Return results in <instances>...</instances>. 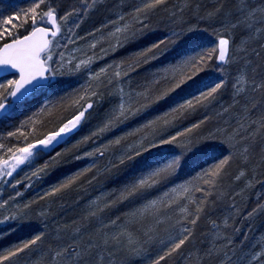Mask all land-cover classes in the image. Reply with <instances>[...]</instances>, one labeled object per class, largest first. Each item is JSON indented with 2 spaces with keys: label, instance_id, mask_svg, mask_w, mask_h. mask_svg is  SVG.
<instances>
[{
  "label": "snow or ice",
  "instance_id": "6c2138e0",
  "mask_svg": "<svg viewBox=\"0 0 264 264\" xmlns=\"http://www.w3.org/2000/svg\"><path fill=\"white\" fill-rule=\"evenodd\" d=\"M96 3L97 0H79L80 7L73 6L61 15L54 0H31L27 8L20 9L14 16L0 17V71L12 74L11 79L4 77L0 80V116L10 117V109L22 106L28 97L35 98L48 93L58 97L55 101L46 98L14 130L0 133V185L15 189L22 184L23 180L16 179L12 183L10 178L22 165L33 164L38 148L48 149L78 130L88 119L90 110H94V106L105 99V94L111 97L110 107L95 129L73 145L74 148L90 142L96 144L107 133L173 93L192 85H196L195 91L139 127L122 136L101 141L90 151L84 152L83 156H77L78 160L91 158L92 163L51 187L38 199L22 206L15 205V211L0 214V225L26 219L31 205L38 201L51 198L55 204L57 198L62 199L74 188L99 183L101 177L112 175L138 158H143L122 187L102 191L88 201L82 217L79 221H73V226L62 228L58 225L56 246H49L44 253L48 257L47 261L41 258L34 264H105L103 253L112 256L115 249L143 256L146 264H162L174 254L183 255V247L194 239L195 226L210 205L224 197L234 199L244 191L241 189L235 194L227 193L222 191V186L231 162L239 156L247 165L256 152L258 138L264 140V104H260L255 95H264V78L258 80L255 75L244 70L235 77L231 84L233 101L234 104L242 103V107L234 118V126L225 121L228 127L217 128L215 132L209 131L203 139H196V136L202 135L200 130L210 120L205 114L202 119L182 130H171L191 115L209 109L218 100L227 86V81L222 78L226 71L223 65L231 64L236 59L232 54L230 33L237 27L245 28L251 39V33L264 30L257 27L258 24L264 25V6L250 8L245 0H239L235 22L229 21L221 30L214 31L216 41L210 46L205 47L198 42L195 25L186 30L181 28L180 31L172 28L170 34H165L150 47L137 52L129 61L96 69L93 65L98 59H103L95 51L98 44L108 42L112 49L123 46L129 39L143 35L146 29H150L152 17L159 11L170 12V19L177 22L188 9L189 0H181L180 4L173 5L172 10L167 7L169 0H140L127 14V19L125 15H120L112 21L116 27L106 36L87 42L86 48L70 49L69 45H76L78 41L86 39L78 36L76 29L80 27L83 16ZM222 7L221 3L215 12L201 19H212L221 12ZM72 17H80L81 20H73ZM88 36L94 37L95 32L88 33ZM174 45H179L180 50L173 61L133 86L131 73L158 60ZM100 52H105V49L101 47ZM240 53L242 58L246 56L247 48L242 46ZM244 63L247 65L248 61ZM250 71L254 73L255 69ZM209 73H220L221 77L213 79ZM77 74L86 76L85 83L71 91L64 88L57 91L60 85L58 77ZM201 74L207 78L197 82ZM231 107H224L222 112L229 113ZM60 108H72L74 112L71 119L62 122L58 130L37 138L35 143L25 142L23 146L12 143L19 142L21 137L27 141L28 135L36 132L37 125L41 123L38 118ZM130 137H138V140L128 143ZM163 148H168V151L161 153L160 149ZM260 151L264 158V147ZM196 153L206 158L208 167L201 166V170L191 179L166 187V182ZM60 155L57 153L56 157ZM56 157L52 159L56 160ZM100 160H106L102 167L97 165ZM49 163L25 174L24 180L29 181V187L33 178L39 179L46 172ZM244 176L245 171L241 170L235 180L239 181ZM258 183L264 181L253 175L244 188H253ZM153 190H157L155 194ZM197 193L201 196H197ZM21 195L17 191L0 201V210L7 209L10 201ZM210 197L213 199L210 200ZM125 202L138 203L140 206L125 216L116 215L105 219L108 212ZM230 210H234L237 216L241 214L235 204L230 206ZM260 211H264V200L259 201L243 219L247 221ZM38 215L47 218L52 215V208H46ZM210 223L217 230L219 239L221 225L216 220ZM222 226L240 231L234 223H230L228 217L224 218ZM92 229H95L94 233ZM161 229L167 233V238L158 236ZM225 239L226 244H214L206 254L211 256L222 252L231 262L225 249L231 250L229 246L232 239ZM46 240L45 232L38 231L29 239L0 248V264H21L22 260L28 264L25 257L42 251ZM150 247L156 252L155 255L149 251ZM221 264H225V261L221 260ZM248 264H264V238L260 242V249L248 259Z\"/></svg>",
  "mask_w": 264,
  "mask_h": 264
},
{
  "label": "trees",
  "instance_id": "16d2710c",
  "mask_svg": "<svg viewBox=\"0 0 264 264\" xmlns=\"http://www.w3.org/2000/svg\"><path fill=\"white\" fill-rule=\"evenodd\" d=\"M76 1V2H75ZM140 3V0H97L95 6L88 12L86 16H83L80 22V27L76 29L78 36L86 37L85 40H80L74 47L86 48V44L93 39H99L102 35L106 36L110 31H113L116 27L112 21L118 19L120 15H125L132 12L133 8ZM181 0H169L167 7L172 10L173 5L180 4ZM222 3L223 7L220 13L215 15L212 19H201L206 17L208 13L215 12L216 8ZM245 3L250 8H259L264 6V0H245ZM31 4V0H0V17H6L8 15H15L17 11L22 8H27ZM239 4V0H189V7L185 11L182 19L177 22H173L170 19V12L159 11L151 20L150 29H146L143 35L129 39L123 43V46H117L112 49L108 42H101L95 50L98 56H103V59H98L93 65V68L106 66L108 64H114L121 61H129L137 52L142 51L150 47L158 39L162 38L165 34H170V30L175 28L180 31L181 28L187 29L189 26L195 25L198 31L195 35L198 38V42L205 47L214 44L216 36L214 31L221 30L223 25L229 23V21L235 22L237 15L236 7ZM54 5L57 7L58 13L63 14L65 11L71 10L73 6L80 7L79 0H54ZM73 20H81L80 17H72ZM258 28L264 29V25H257ZM100 29L99 32H96ZM66 30V29H65ZM95 32V36H88V33ZM249 31L245 28L237 27L230 33L232 54L235 56V61L228 65H223L226 71L222 74V78L227 81V86L223 89L218 100L213 103L207 110H201L187 119L179 122L177 128L172 129V132L182 130L185 127L190 126L192 123L202 119L205 114L210 117V120L200 130L202 135L196 136V139H203L207 136L209 131L215 132L217 128H226L228 121L234 126V118L239 114L241 110V104H234L233 93L234 90L231 87L235 77L239 74V71H248L249 74L255 75L257 79L264 78V30L251 33L252 38L249 39ZM202 39H199L201 38ZM104 45H103V44ZM247 48V55L241 57V47ZM103 47L105 52H100V48ZM180 50L179 45H174L162 55L158 60L151 61L147 65H143L137 69L136 72L131 73V79L133 86L137 82L142 83L145 77H149L152 72L157 71L163 66H167L173 61L177 51ZM91 54V53H90ZM247 60L248 64L245 65L244 61ZM255 69L252 73L250 70ZM213 79L220 78V73H209ZM11 79L12 76H6ZM4 77L0 78L3 80ZM204 74H201L197 78V82L201 79H206ZM60 81V88L71 91L74 88H78L85 83L86 76L82 75H66L64 77L57 78ZM196 85L188 86L184 90H180L173 93L172 96L160 101L157 104L152 105L149 109L141 114L133 117L129 121L115 128L112 132L107 133L101 140H98L96 144L101 141L115 138L116 136H122L126 132H129L140 125L146 123L148 120L155 118L157 115L162 114L164 111L173 106L176 102L182 101L192 91H195ZM63 94V93H61ZM256 99L260 104H264V95L256 93ZM49 99L55 101L58 97L53 96L51 93L44 96L37 95V97H28L22 106L10 109L12 113L8 118L0 119V133H6L7 131L14 130L16 126L29 115L36 111L45 100ZM237 99H240L237 97ZM111 97L105 94V99L94 106V110H90L91 114L88 119L80 126L78 130L73 132L66 140L51 150L47 156L49 159V168L45 173L41 174L39 182L43 185L41 195L32 197L30 200H36L42 196L48 189L62 182L69 176L74 175L77 171L89 166L92 163L91 158L76 159L77 156H83V153L91 150L96 144L91 142L86 145H81L79 148H74L78 141L82 140L84 136L90 134L91 131L99 124L100 119L104 116V113L110 107ZM230 108L229 113H223L224 107ZM74 109L72 108H60L53 109L51 112L45 113L39 117L41 122L37 125V131L28 135L27 141L24 137L20 138V141H12V143H18L19 146H23L25 142L35 143L37 138H43V136L51 131L58 130L62 122L67 119H71ZM220 113V115H218ZM138 137H130L128 143L135 142ZM261 147H264V140L258 138L256 145V152L250 158L247 165L242 159L237 156L231 162L228 175L225 177L222 191L235 194L241 192L240 196H235L234 199L224 197L218 200L214 205H210L201 219L198 221L194 229V239L187 243L183 247V255L174 254L162 264H221V260L225 261V264H248V259L253 252L260 249V242L264 238V211L258 212L254 217L249 220H244L243 216L248 211L256 206L260 200V196L264 193V183H258L253 188L245 189L244 185L248 179H251L255 175L256 179L264 181V158L260 151ZM179 152L180 149H173ZM168 148L160 149L161 153H166ZM57 153H61L56 157ZM155 155V153H153ZM219 155V153H217ZM56 157V160L52 158ZM138 158L136 162H132L129 165L122 167L119 171L107 177H101L99 183L93 185L85 184L83 187L74 188L67 192L62 199L57 198L55 204L51 202V198L47 201H38L31 209H29L28 217L26 219L9 222L8 225L0 226V248H6L12 244L21 242L23 240L31 238L38 231H44L47 240L42 246V251H38L34 254L26 256L25 259L28 264H34V261L41 258L46 262L48 257L44 255L47 252L48 247L56 246L57 232L56 227L59 225L64 228L65 226H73V221H79L84 213V209L87 207V202L93 197L97 196L102 191H112L122 187L123 183L131 177L135 168L139 167ZM46 162V163H48ZM106 160L97 161V165L102 167ZM210 163V162H209ZM45 164V163H44ZM42 164V165H44ZM201 166L208 167L206 158L200 153H196L187 162L183 164L180 170L172 176L167 182L166 187H170L176 184L183 183L193 176H195L200 170ZM241 170L245 171V176L241 180L236 181L235 176L239 174ZM91 173H89V176ZM42 187V186H41ZM157 190H153L155 194ZM201 196L200 193L196 194ZM213 199L212 197L209 198ZM235 204L241 214L236 215L234 210H230V206ZM138 203L125 202L118 205L105 215V219L109 217L114 218L116 215L125 216L130 210L139 207ZM52 208V215L43 218L39 217L38 213L46 208ZM225 217L230 219V223H234L236 228L240 231H234L233 228H223L222 222ZM211 220H216L221 225L219 229L221 236L218 239L216 236L217 230L212 228ZM47 225V226H46ZM95 229H92L94 233ZM245 235L247 238H245ZM159 237L167 238V233L161 229L158 233ZM225 237H231L232 244L229 246L231 249H225L228 251V256L231 257V262H228L227 257L223 253L213 254L208 256L206 253L208 249L213 245H223L227 243ZM87 238V237H85ZM255 245V247H253ZM158 250V249H157ZM149 251L155 255L156 252L150 247ZM105 264H146L143 256H137L130 254L127 251H121L119 249L114 250L112 256H108L107 252L103 253ZM24 264V261H21Z\"/></svg>",
  "mask_w": 264,
  "mask_h": 264
},
{
  "label": "rangeland",
  "instance_id": "374dc122",
  "mask_svg": "<svg viewBox=\"0 0 264 264\" xmlns=\"http://www.w3.org/2000/svg\"><path fill=\"white\" fill-rule=\"evenodd\" d=\"M76 2V1H75ZM66 31V30H65ZM63 42V41H62ZM103 44V43H102ZM104 45V44H103ZM75 45H69V48H74ZM99 46V44L97 45ZM67 54V53H66ZM80 128V127H79ZM75 132V131H74ZM72 134V133H71ZM69 134L68 136H70ZM68 136H65L61 142L58 144H54V146L44 149L43 147H40L37 149V155L34 157L33 164L32 165H22L20 169L17 170L16 173H14L13 177L10 178L11 182L14 183L16 179L23 180L24 182L20 185H17L15 189L11 188L9 185H0V201L7 199L10 195H14L15 192L19 191L22 193L20 197H17L14 201H10V204L7 209L0 210V214H6L11 211H15V205H24L28 203L30 198L37 197L41 195L43 185L40 184L39 179L33 178L31 181V186L29 187V181L24 180V176L26 173H30L32 170H34L35 167L42 166V164L49 161L47 154L53 150L56 146H58L60 143H62ZM90 151V149L88 150ZM42 186V187H41ZM260 200H264V193L260 196ZM34 204L31 205L30 209L32 208ZM29 212V210H28ZM9 223V222H8ZM8 223H5L0 226H7Z\"/></svg>",
  "mask_w": 264,
  "mask_h": 264
},
{
  "label": "water",
  "instance_id": "95a60500",
  "mask_svg": "<svg viewBox=\"0 0 264 264\" xmlns=\"http://www.w3.org/2000/svg\"><path fill=\"white\" fill-rule=\"evenodd\" d=\"M11 75H12L11 73L0 71V78L6 77V76H11ZM1 118H3V116H0V119Z\"/></svg>",
  "mask_w": 264,
  "mask_h": 264
}]
</instances>
